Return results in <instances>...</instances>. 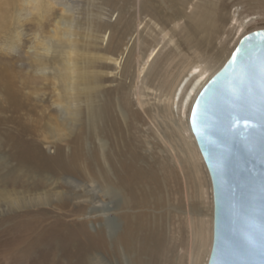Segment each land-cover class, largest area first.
<instances>
[{
	"label": "rangeland",
	"instance_id": "374dc122",
	"mask_svg": "<svg viewBox=\"0 0 264 264\" xmlns=\"http://www.w3.org/2000/svg\"><path fill=\"white\" fill-rule=\"evenodd\" d=\"M19 1L23 6L25 0ZM43 1L53 3L56 12L47 16L43 9V19L17 20L14 0L5 11L13 19L5 25L0 21V264H193L200 247L197 229L206 230L212 221L211 186L203 162L188 155L194 146L182 118L184 103H175L190 91L191 65L201 64L213 75L239 34L264 30V0H70L79 5V27L71 38L54 42L43 61L49 66L44 75L35 68L32 52L62 15L56 0ZM70 39L76 51L72 63L86 72V83L77 79L71 92L75 120L66 114L70 100L60 71ZM85 85L98 87L87 91ZM172 88L177 92L170 106L166 96ZM55 128L63 139L50 137ZM175 139L186 144L182 152ZM166 143L174 145L177 159L166 152ZM93 151L98 163L87 157ZM114 151L132 152L136 167L156 174L158 185L147 189L149 206L143 210L121 209L125 191L110 198L104 194L109 184L92 178L90 167L120 170L123 161L117 162ZM91 189L100 206L110 209L106 215L89 214V202L66 200ZM5 192L22 201L47 194L49 204L4 208ZM59 202L65 204L55 206ZM125 212L140 214L150 227L160 226L164 238L157 258L141 255L137 240L127 254L122 244L110 252L109 243L124 231ZM109 222L115 225L112 233L104 229ZM99 231L104 250L95 242ZM200 254L199 264H204L206 249Z\"/></svg>",
	"mask_w": 264,
	"mask_h": 264
},
{
	"label": "water",
	"instance_id": "95a60500",
	"mask_svg": "<svg viewBox=\"0 0 264 264\" xmlns=\"http://www.w3.org/2000/svg\"><path fill=\"white\" fill-rule=\"evenodd\" d=\"M188 123L211 186L206 264H264V30L238 41Z\"/></svg>",
	"mask_w": 264,
	"mask_h": 264
},
{
	"label": "bare ground",
	"instance_id": "6f19581e",
	"mask_svg": "<svg viewBox=\"0 0 264 264\" xmlns=\"http://www.w3.org/2000/svg\"><path fill=\"white\" fill-rule=\"evenodd\" d=\"M12 1H14V0H0V19H1L0 21H3L4 25L6 24V20L8 18L10 20L13 19L12 16L5 15V11L7 10V6H10L9 3ZM16 1L17 2H14V3H18V0H16ZM20 1H22L21 3H23V0H20ZM52 1L53 0H47V2H52ZM7 2H8V5H7ZM18 4H17L18 10L16 11V18H17V20H20V18L25 17V18H23L25 20V22L31 16H36L39 20L41 18L43 19L42 15L45 16V14L42 12L43 9L46 10L45 13H47V16L49 13L56 12L54 7L52 6L53 3L51 5L50 3L49 4L45 3V1H43V0H25L23 6H20L21 5L20 3H18ZM55 4H58L59 6H61V15L62 16L59 18V21L56 22L54 28L50 31L49 38H48V36H46L48 39L46 41H43L42 45H40V44L36 45L35 50L32 52L33 64L35 65V68L37 69V71L43 75L45 74V72L48 70V67H49V66L47 67V64H45L43 61L45 59H47L48 54L52 53V51L55 47L54 44L55 43L57 44L58 39H60L62 37L65 38L66 36L71 38L73 36V33H72L73 28H74V26L76 24V20L78 18L77 13L79 11V5H77L75 2L70 1V0H56ZM14 7L15 6L13 5V8ZM13 12H15V10ZM23 14H25V16H23ZM54 14H57V13H54ZM14 15H15V13H14ZM45 18H47V17H45ZM34 19H35V17H34ZM7 21H9V20H7ZM234 21H235V24H238V27H241V24L238 22V20L236 18L234 19ZM9 23H10V21H9ZM138 25H139V23H138ZM77 27H79V26H77ZM241 35L242 34H239L236 40H240ZM68 41H69V47H67L68 50H65L66 52L64 51V55L62 54L64 56V58L66 59V61H64L63 69L60 71L63 73V79L62 80H63V83L65 84V90L68 93V97L70 100V101H68L69 102L68 103L69 108L67 106L66 111L68 113H66V114H68V116H70V117H73V120H75L77 118V116H76L77 112L76 111L73 112L70 110V108H71L70 103H72L73 101H76L75 100L76 95L74 94V96H73L71 94V92L74 90V87H75L74 84L76 83L77 79L81 80L82 82L84 81L86 83V80H85L86 78L84 77L86 72L76 70L75 65L72 63V58L76 54L75 45L73 44L71 39ZM66 45H68V44H66ZM61 51H62V49H61ZM153 54H154V50L148 56V58L146 59V62L143 64L142 69L139 72L140 75L143 74L144 71L146 70V67L148 66V63L150 62V59L152 58ZM106 59H111V58H106ZM111 61H112V59H111ZM191 70H193V71L191 72ZM189 71H190V73H189L190 79H189L188 83H190V87H189L190 91L186 90V92H185L186 94L183 97V99H181V101L179 100L177 103H175V105H176V107H178L177 105L179 102L184 103L183 113H182L183 117L182 118H183V120L184 119L187 120L186 131L188 133H190L189 138H190V140L194 146V151H188L189 152L188 155L198 158V160L202 163V159H201V156H200L199 151L197 149L195 140H194V138L190 132V129H189L188 119H189V113H190L191 107L193 105V102H194L196 96L198 95L200 90L203 88V86L207 83V81L211 78L212 75L209 74L208 69L204 66L202 67L201 64L200 65L199 64L198 65H191L189 68ZM91 74L94 75L93 73H91ZM179 85H180V83L177 84V86H175L176 89L178 88ZM84 87H85V90L90 91L91 87H94L96 89L98 87V85H94V86L85 85ZM4 88L6 89L4 94L9 96V91H8L7 87L4 86ZM176 89L172 88L171 95L166 96L167 105H170V106L173 105L175 93L177 92ZM178 97H179V95H178ZM87 102L89 104L87 106V110L89 111L91 109V103L88 99H87ZM59 104H60V102H59ZM102 111H103L102 109H97L96 113L100 114ZM50 132L53 133L50 137H52L53 139H56L58 141L63 139L62 137L65 136L64 133H62V131L60 129L58 130V128H55V129L51 130ZM175 137H176V135H175ZM161 139L165 140L164 138H161ZM180 139H181V137H180ZM175 141H176L177 145L180 143V147L178 145V150H180V152H182L183 150H181V145L183 144L184 146H186V144L183 141L181 143V141L178 139H175ZM100 148L102 149V147H100ZM100 148L98 147L99 151H100ZM165 148H166V152L171 154L172 159H174V157L176 159L178 158L177 151H175L176 149L172 143H170L169 145H168V143H166ZM110 151H111V149H110ZM175 152H176V154H175ZM112 154L115 156L117 162L123 161V165H120V170L116 168L115 171L113 172L110 169V167H108V166H105L104 170H99L96 167H90L92 170V173H91L92 178L97 179V177H98L99 179H102V181H103V183H105V185L109 184L107 187H105L106 191L104 192V194L107 196L109 195L110 198H113L116 194L118 195L119 193L121 194L125 191V194H127V196L123 198L124 193L122 194V198H121L122 200H121V203L119 204V205H121V209H124L127 211H133L135 209L143 210L144 208L147 207V205L149 203L148 197H147L148 192H146L147 189H149L151 185H158V182H159L158 179L156 178L155 172L152 170V168H150L149 170H146V169L136 167L135 164H136V162H138V159L132 152L121 153L120 151H114ZM87 157L89 159L93 160L94 162L98 163L99 156H98V153L96 151H93L92 156H87ZM125 160H127L126 163H124ZM89 163L91 165V162H89ZM90 168H87V169H90ZM91 170H89V171H91ZM111 171L115 174L112 185L109 183V181H107L108 178H111L110 177ZM95 191H94V189L93 190L91 189L90 192L85 191L83 194H79L77 196L73 195V196H70V198L68 196H66V200L71 199L72 201H75V202H82V201L89 202V210H88L89 214H91V213H93V214L102 213V215L104 216L106 214H103V213L105 211L108 212V210H110V209L104 208L103 206H100V205H102V203H100L98 200H96L97 196H96ZM130 194H132L133 197L130 198ZM3 202H4V205L6 206L4 208H12V207L18 208L19 206H30V205L36 207V206H40V205L49 204V196L47 194L30 195L27 197V199H24V201H22V200H17L16 198L8 197V193L5 192L3 194ZM64 204L65 203H63V202H61V203L59 202L55 206L60 207V206H63ZM97 204L99 206H96ZM157 204L158 203L156 202V205ZM140 213H142V211H140ZM122 218H124L126 220V224L124 225V231L120 234V237L118 238V240H112V242L109 243V245H112V247H111L112 249L110 252H115L116 246L118 244H122L124 253L127 254L128 252H130L132 250L131 247H132L133 242L135 240H137L138 243L140 244L139 253L141 255L149 254V256H150L149 258H151V257L157 258L156 256L161 253L163 238H164L163 234H161L160 226H155L156 227V231H155L154 230L155 227L153 228L152 226L151 227L148 226V224L145 221H143V219H142L143 217H141L140 214L134 217L133 215H131V213L125 212L124 214H122ZM113 227L115 228L114 224H112L110 222H109V224L106 223V225L104 227L105 232L107 231L108 233H110V232L112 233ZM197 236H198V241H199L200 247H199V253L197 254L196 260L194 261L193 264H199V260H200V256H201L200 253L205 249H206V253H207L206 258L208 259L210 248H211V240H212V221L209 222L206 230H204V228H202V225H200L199 228L197 229ZM95 242L98 244V248H100V249L103 248L102 250L105 249L104 246H106V241L102 237V231H99L97 239H95ZM169 252H171V248L169 249ZM207 259H206L204 264L207 263ZM139 264H146V262L139 261Z\"/></svg>",
	"mask_w": 264,
	"mask_h": 264
},
{
	"label": "snow or ice",
	"instance_id": "6c2138e0",
	"mask_svg": "<svg viewBox=\"0 0 264 264\" xmlns=\"http://www.w3.org/2000/svg\"><path fill=\"white\" fill-rule=\"evenodd\" d=\"M243 115V114H242Z\"/></svg>",
	"mask_w": 264,
	"mask_h": 264
}]
</instances>
